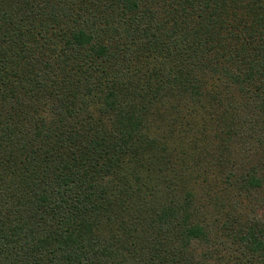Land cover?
<instances>
[{
  "label": "trees",
  "instance_id": "16d2710c",
  "mask_svg": "<svg viewBox=\"0 0 264 264\" xmlns=\"http://www.w3.org/2000/svg\"><path fill=\"white\" fill-rule=\"evenodd\" d=\"M0 264H264V0H0Z\"/></svg>",
  "mask_w": 264,
  "mask_h": 264
}]
</instances>
